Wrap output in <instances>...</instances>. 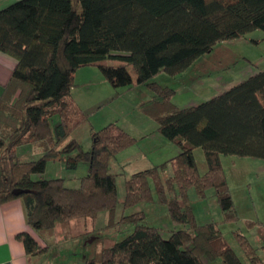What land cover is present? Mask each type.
<instances>
[{
    "label": "trees",
    "instance_id": "1",
    "mask_svg": "<svg viewBox=\"0 0 264 264\" xmlns=\"http://www.w3.org/2000/svg\"><path fill=\"white\" fill-rule=\"evenodd\" d=\"M254 30L264 33V0H18L1 9L0 52L16 65L0 96V205L21 199L27 222L37 232L51 231L58 223L93 219L100 212L108 213L107 228L111 227L118 201L109 163L134 140L110 124L91 134L88 152L74 140L67 142L84 122L69 92L82 67H98L113 88L133 83L131 67L136 83L151 86L159 95L143 112L157 123L158 133L179 148L170 164L171 180L179 185L182 197L166 200L159 177L162 165L126 181L122 206L148 201L151 179L171 222L186 225L187 230L164 238L159 229L144 224L142 212L122 216L113 225L131 226V233L84 264H207L216 259L242 264L212 224L196 225L183 193L193 186L203 195L213 187L224 218L233 217L219 157L264 160V70L184 109L169 102L170 90L148 83L160 73L182 74L217 43ZM104 60L117 64L103 65ZM27 144L42 150L39 160L18 159L16 149ZM197 148L203 150L207 167L203 176L193 157ZM63 156L71 169L78 162L88 164L76 189L66 188L62 179L42 177L47 161ZM14 189L28 192L14 195ZM16 238L29 256L47 249L27 233ZM240 244L251 264H262L247 240Z\"/></svg>",
    "mask_w": 264,
    "mask_h": 264
},
{
    "label": "rangeland",
    "instance_id": "2",
    "mask_svg": "<svg viewBox=\"0 0 264 264\" xmlns=\"http://www.w3.org/2000/svg\"><path fill=\"white\" fill-rule=\"evenodd\" d=\"M102 64L111 66L117 62L104 60ZM259 70H264V33L254 30L243 37L217 43L210 53L197 58L182 74L169 76L160 73L148 84L170 90L169 102L184 109L217 96L227 85H235L246 79L251 71ZM128 72L133 83L120 88H113L95 66L82 67L74 74L69 99L82 114L84 122L72 132L67 142L74 140L82 151L88 152L91 134L114 124L134 143L117 153L109 163L108 171L116 177L118 201L111 227L107 228L108 213L100 212L93 219L58 223L53 230L42 231L39 238L48 246L46 254L41 257L42 264H81L83 257L97 259L103 248L121 241L132 231L131 226L113 225L114 222L138 212L143 213L144 224L159 229L164 238H168L172 231L187 230L186 225L171 222L167 206L160 200L151 179L148 181V201L128 208L122 206L126 181L138 172L160 169L162 165L159 177L166 200L182 197L179 185L171 180L173 169L170 164L179 148L162 137L154 119L143 112V107L158 99L159 95L151 86L137 84L131 67ZM52 122L57 123V118ZM16 152L18 159L24 162L37 161L43 154L33 144L20 146ZM76 153L77 150L73 151L71 156ZM193 157L197 173L203 176L207 171L203 150L194 149ZM219 159L233 204V217L224 218L213 187L199 195L193 186H189L183 196L196 225L212 224L242 264H251L240 243L241 240H257L254 247L259 245L257 242L264 245V160L224 155ZM67 163L66 156L47 161L42 177L62 179L66 188L76 189L80 179L88 173V164L78 162L76 168L71 169ZM37 178L33 176L34 180ZM255 254L264 264V251L257 248ZM215 262L223 264L221 259Z\"/></svg>",
    "mask_w": 264,
    "mask_h": 264
},
{
    "label": "crops",
    "instance_id": "3",
    "mask_svg": "<svg viewBox=\"0 0 264 264\" xmlns=\"http://www.w3.org/2000/svg\"><path fill=\"white\" fill-rule=\"evenodd\" d=\"M16 1L18 0H0V10ZM15 65L16 61L13 58L0 52V96L11 78ZM256 72L257 71H251L248 77L254 75ZM231 84L227 85L224 91L232 87L233 85ZM22 233L29 234L36 241L38 246L48 249V246L44 244V241L39 238L41 232L33 230L28 224L26 209L21 199H14L0 205V264H42L41 257L46 253L36 256L27 255L22 242L16 238L18 234ZM256 241L257 240H248V243L254 248L255 252L257 248L264 251V245L261 242H257L259 245L254 247V242ZM81 260V264H84L86 259L83 257ZM208 263L219 264V262L215 261L207 262V264Z\"/></svg>",
    "mask_w": 264,
    "mask_h": 264
},
{
    "label": "water",
    "instance_id": "4",
    "mask_svg": "<svg viewBox=\"0 0 264 264\" xmlns=\"http://www.w3.org/2000/svg\"><path fill=\"white\" fill-rule=\"evenodd\" d=\"M27 192H28L27 190H20V189L12 190V194H14V195H19V194L27 193Z\"/></svg>",
    "mask_w": 264,
    "mask_h": 264
}]
</instances>
